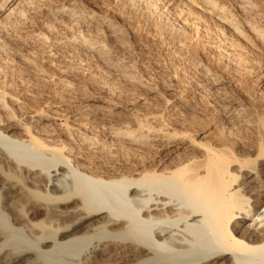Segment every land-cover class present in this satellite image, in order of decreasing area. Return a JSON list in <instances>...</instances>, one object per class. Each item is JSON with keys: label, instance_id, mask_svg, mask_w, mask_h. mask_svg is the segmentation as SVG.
<instances>
[{"label": "bare ground", "instance_id": "obj_1", "mask_svg": "<svg viewBox=\"0 0 264 264\" xmlns=\"http://www.w3.org/2000/svg\"><path fill=\"white\" fill-rule=\"evenodd\" d=\"M250 1L241 0L245 7L256 6ZM25 2L28 0H0V18L20 17L19 6ZM143 3L147 13L163 16L157 0ZM181 3L193 24L205 22L208 15L222 44L239 47L230 34L247 38L227 3ZM66 11L74 13L70 8ZM252 14L254 19L259 11L255 8ZM81 21L78 23L83 24ZM75 23L69 24L74 27ZM254 24L247 20V28L264 43V26ZM96 35L100 34L90 31L76 37L90 49H98ZM106 48H99L100 53L106 54ZM219 51L220 58L231 57ZM8 56L0 42V65L2 59H12ZM4 79L0 75V191L4 201L0 208V264H264V124L253 129V143L243 141L247 151L240 154L233 139L224 138L246 131L223 132L222 138L213 140L211 131L177 129L163 122L158 124V160L148 161L144 154L127 172L105 179L84 172L69 150L64 152L65 144L47 141L54 127H40L38 131H44L40 134L36 129L33 132L32 122L17 114H26L27 103L19 101L14 90L9 91L10 80ZM234 110L233 117L228 115L232 120L251 124L249 118L242 119V108ZM42 112L35 109L31 114L35 118ZM48 118L43 122L51 125ZM57 125L66 131L69 128L63 119ZM122 128L112 129L121 138L111 140L112 144L135 153L154 146L151 131L141 126ZM86 140L89 146L86 143L75 152L92 146ZM23 228L30 238L20 236ZM73 257L80 259L76 262Z\"/></svg>", "mask_w": 264, "mask_h": 264}, {"label": "rangeland", "instance_id": "obj_2", "mask_svg": "<svg viewBox=\"0 0 264 264\" xmlns=\"http://www.w3.org/2000/svg\"><path fill=\"white\" fill-rule=\"evenodd\" d=\"M132 1L28 0L19 6L20 17L0 18V42L8 59L12 58L2 59L0 75L5 82L10 80L9 91L14 90L18 100L27 103L26 114L17 111L19 118L32 122L31 129L38 134L54 127L47 141L65 144L64 152H70L84 172L105 179L127 172L144 154L148 161L158 160V124L163 122L177 129L211 131L213 140L222 138L223 132L246 131L247 135L224 139L231 142L232 138L240 154L247 151L243 141L252 142L253 129L264 124V43L247 28V20L264 26V0H251L256 2L253 7H245L241 0H221L232 6L248 34L247 40L229 35L239 43L234 49L217 40L208 15H203L205 22L193 24L180 6L181 0H157L160 13L164 12L161 18L147 13L143 0ZM67 7L73 9L72 15L66 13ZM255 8L259 15L253 19ZM73 21L74 27L70 25ZM86 31L100 34L95 37L103 40L96 39L98 49H90L76 37ZM104 45L106 54L99 49ZM219 50L233 58H220ZM37 108L43 115L34 118ZM239 108L243 109L242 119L249 118L251 124L232 120L234 109ZM47 117L51 125L43 122ZM62 119L69 124L67 131L57 125ZM138 126L151 131L154 138L156 147L147 149L149 152L139 149L135 153L110 142L121 139L113 128ZM82 137L89 138L92 146L75 152L87 143ZM19 234L24 240L31 237L25 228ZM79 259L73 257V261Z\"/></svg>", "mask_w": 264, "mask_h": 264}]
</instances>
